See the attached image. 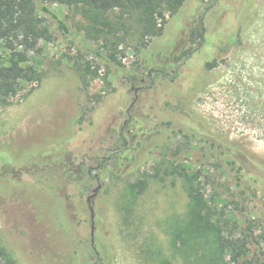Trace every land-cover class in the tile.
Segmentation results:
<instances>
[{
	"label": "rangeland",
	"instance_id": "1",
	"mask_svg": "<svg viewBox=\"0 0 264 264\" xmlns=\"http://www.w3.org/2000/svg\"><path fill=\"white\" fill-rule=\"evenodd\" d=\"M210 2L187 0L178 13L168 14L164 34L148 40L138 33L136 15L129 17L124 38L109 35L115 44L122 40L112 49L105 38L89 33V21L74 8L50 5L69 33L53 17L35 11L53 33L51 41L41 40V51L30 53L28 63L41 80L23 81L19 93L0 104V173L5 176L0 178V237L18 264H96V207L105 219L103 237L113 248L114 264L176 262L168 232L188 210L182 183L150 180L135 203L127 194L129 183L154 172L164 157L179 169L185 164L208 176L203 179L206 196L225 209L238 231L252 226L253 253L264 250V0H215L208 8ZM201 15L206 37L199 45L191 31ZM111 19L115 23L118 17L111 14ZM187 49L195 50L191 58L184 64L177 61L176 54ZM10 55L1 44L0 67ZM181 65L179 80L169 83L165 72ZM79 66L91 67V79L92 71L100 74L88 91L81 88ZM157 66L163 69L154 72L153 88L140 91L155 107L145 110L162 120L161 100L175 98V108L195 134L185 142L182 134L163 125V136L145 142V150L153 144L149 160L139 169L131 162L117 176L118 161L108 156L111 147L123 143L116 130L140 83L131 74L148 79L150 68ZM100 94L104 97L98 103ZM85 117L93 123L81 129L79 121ZM156 139L162 146H154ZM65 151L66 158L61 155ZM68 154L73 162L63 167L70 164ZM31 167L57 169L77 228L73 239L52 229L54 195L49 187L35 184L36 177L20 180L21 174H15Z\"/></svg>",
	"mask_w": 264,
	"mask_h": 264
},
{
	"label": "trees",
	"instance_id": "2",
	"mask_svg": "<svg viewBox=\"0 0 264 264\" xmlns=\"http://www.w3.org/2000/svg\"><path fill=\"white\" fill-rule=\"evenodd\" d=\"M187 0H0V45L10 50V58L8 63L0 67V104H7L9 98L19 93L22 88V82H33L41 80L36 67L29 64L30 53L41 51V40L51 41L53 33L45 20L36 14L41 11L53 17L59 24L60 29L65 33L70 32L67 23L50 7L53 3L65 4L70 8H74L89 21V33H95L99 38H105L106 47L108 49L115 48L120 45L122 40L116 44L109 35H117L124 38L128 34L126 19L136 15L138 23V33L144 40L154 37H160L164 34L168 22V14L175 15L183 7ZM215 0H211L208 8L213 7ZM111 14H116L118 20L114 23ZM199 26L191 31L192 40L199 37V45L204 43L206 33L203 25L202 15L198 19ZM124 31L125 34H118ZM195 50H183L176 54L177 61H183V64L194 54ZM101 55V54H100ZM111 59L117 61L120 67L124 64L117 60L114 53H111ZM180 68L168 70L165 73L171 76L169 83H175L179 80ZM81 81V88L88 91L91 80L99 77L98 71H92V79L87 73L91 71V67H77ZM158 66L150 68L148 79L139 78L137 73H132V80L139 81L134 93V100L129 106L126 117L124 118L116 133L123 138L120 146L111 147L109 156L114 157L118 161L120 168L119 174L125 173L128 165L134 163L135 169H139L146 161L149 160V154L152 151L153 144L148 150L144 149L147 140L158 139L164 135V127L174 130L176 133L182 134L186 140L190 139L193 134L187 123L182 119L183 112L175 108V98L170 100L162 99L160 106H163V119L160 120L152 111H146V107L154 110L149 106L152 98L142 97L140 91L151 90L153 88L155 78L154 72L160 71ZM162 71V70H161ZM131 78V77H130ZM105 82L110 83L108 76L104 77ZM97 101L100 103L103 95H97ZM90 99V97H89ZM91 100V99H90ZM155 104V103H154ZM180 118V121L173 119ZM179 114V115H178ZM86 115V114H85ZM169 115V116H168ZM183 118H186L183 115ZM178 121V123H177ZM90 119L83 118L79 121L81 129L92 124ZM210 135V134H209ZM153 138V139H152ZM162 138V137H161ZM215 139L219 140V138ZM157 140V139H156ZM203 140V139H202ZM159 140H157L158 142ZM206 141L216 146L215 142L209 139ZM159 142L154 146H162ZM216 148L221 149L222 144ZM130 153V154H128ZM227 154V152H226ZM66 158L67 153L61 154ZM66 155V156H65ZM69 155L70 164L73 162L72 154ZM72 155V156H71ZM228 156H232L228 154ZM106 158V159H108ZM106 159H104L106 161ZM230 163H234V159L229 158ZM233 160V161H232ZM127 161V162H126ZM105 164V163H104ZM133 166V167H134ZM179 168L169 161L166 157L161 158L154 166V172H148L142 175L136 181L129 183L127 194L131 203L137 202L142 194L145 193L150 180L161 183H167L169 180L171 185H176L177 181L182 183L184 190L188 196V210L183 218H179L173 228L169 230L171 238V246L176 262L171 264H264V250L255 251L253 253L251 245L255 243L252 226L237 230L232 223V219L228 217L225 209L214 204L212 198L206 196L203 186V173L199 170H192L189 166L183 164ZM56 168H38L31 167L22 169L19 173L20 180L33 177V182L38 186H42L54 195L52 211L53 222L52 229L59 232L61 237L73 239L76 237V224L71 218L67 206L65 196L62 194L61 182L56 178ZM53 173V174H52ZM5 177L0 173V178ZM2 179H0L1 185ZM45 192V190H42ZM41 192V191H40ZM46 193V192H45ZM0 194L1 189H0ZM8 195V194H7ZM99 194L93 196L96 201ZM96 204V203H95ZM133 209L132 206H127ZM58 210L61 215H57ZM50 212V210H49ZM94 236L92 246L97 255L96 264H114V254L111 245L104 239L105 219L100 212L94 209ZM239 233H238V232ZM0 264H18L16 259L7 251L0 237Z\"/></svg>",
	"mask_w": 264,
	"mask_h": 264
}]
</instances>
